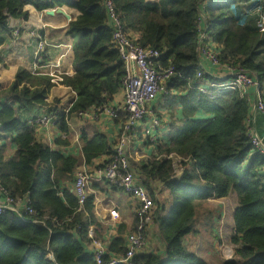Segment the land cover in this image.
<instances>
[{"label": "trees", "instance_id": "16d2710c", "mask_svg": "<svg viewBox=\"0 0 264 264\" xmlns=\"http://www.w3.org/2000/svg\"><path fill=\"white\" fill-rule=\"evenodd\" d=\"M105 1L0 0V52L12 36L11 20L29 18L26 7L41 12L68 7L79 12L66 32L74 41L75 73L62 82L77 97L69 113H61V132L68 133L67 119L72 115L112 102L122 86L124 66L112 41L114 26ZM111 1L125 30L139 33L140 45L162 51V63L173 64L184 77L169 84L181 92L183 117L177 120L172 115L167 139L156 145L157 156L138 167L153 197L162 193L157 184L169 194L164 203L156 201L153 221L164 251L138 254L130 264H208L188 249L185 239L194 232L198 205L232 195L238 200L231 238L234 258L221 264H264V156L253 148L247 133L250 105L237 92L210 99L188 88L199 82L197 19L205 14L206 30L221 46V63L247 70L264 95V32L257 26L262 14L258 0ZM54 86L49 77L23 68L9 88L0 85V139L17 146L10 158L8 144L0 147V185L14 197L28 196L35 210L29 221L10 212L0 215V264H96L88 238L91 227L101 236L95 195L81 206L72 190L81 159L37 141L30 122L38 114L30 122L21 115L49 107L47 98ZM175 105L168 103L171 109ZM200 110L209 118H194ZM82 141L86 164L113 151L107 135L99 131L82 133ZM56 144L65 147L68 142L59 139ZM172 154L182 158L185 170L179 177L169 158ZM124 232L119 230L108 244L103 264L125 254Z\"/></svg>", "mask_w": 264, "mask_h": 264}, {"label": "built area", "instance_id": "2783aa9c", "mask_svg": "<svg viewBox=\"0 0 264 264\" xmlns=\"http://www.w3.org/2000/svg\"><path fill=\"white\" fill-rule=\"evenodd\" d=\"M258 3V12H262V14L257 26L264 32V0H258ZM105 6L114 26L112 41L124 66L121 86L124 93L123 101L105 103L102 106L78 112L75 116L81 121L94 123L104 117L112 121H119L121 133L106 162L93 168L84 165L77 169L73 190L78 196L81 206L88 199L92 185L98 182L116 187L136 200L137 207L134 212L136 227L125 236L126 252L124 255L113 257L109 263L130 264L132 259L141 254L148 246L149 231L153 225L156 209L154 197L143 184V176L132 164L130 146L133 143L137 126L141 123H144L143 138L150 144L159 142L155 132L161 129L162 119L151 110V105L159 98L168 97L173 92V89L169 88V84L174 78L183 79L184 77L173 64L164 65L162 63V51L153 47H144L129 35L119 17L116 16L111 0H106ZM56 9L50 10L55 12ZM197 20L199 65H201L200 60L207 59L213 66H221L220 52L216 51L215 41L206 30V15L200 14ZM19 34V28L14 30V37H19ZM32 34L37 37L38 43L31 73L47 76L55 85L62 84L65 76L61 70L62 60L66 58L67 51L72 50V45H62L66 49L65 53L61 54L57 60L46 63L44 54L50 43L36 33L32 32ZM229 68L231 70L229 80L210 81L207 84H189L188 88L197 90L210 99H217L228 92H237L240 98L247 100L250 105V113L246 120L247 133L253 148L264 156V141L252 128V119L255 114L260 113L264 116V95L260 91L259 82L242 67ZM205 76L206 73L199 69L196 79L202 81ZM252 89L255 90V99L250 94ZM73 93L76 95L74 91ZM73 103L67 109L54 108L51 111L43 112L37 115L30 124L46 129L58 128L61 113L68 114ZM149 115L152 117L146 122ZM67 123L69 124L68 119ZM2 130L3 126L0 122V135ZM60 136L62 139L68 138L65 132H62ZM169 158L173 159L175 174L176 177H179L185 170L180 164L182 158L173 154ZM8 212L16 214L23 221H29V217L35 214L28 196L14 197L0 185V215ZM109 218L115 222L120 219V216L115 209L111 208L109 209ZM88 238H90L89 248L94 254L96 264H103L108 244L96 237L94 227L88 230ZM226 258L232 259V254H227Z\"/></svg>", "mask_w": 264, "mask_h": 264}, {"label": "crops", "instance_id": "0c3cea01", "mask_svg": "<svg viewBox=\"0 0 264 264\" xmlns=\"http://www.w3.org/2000/svg\"><path fill=\"white\" fill-rule=\"evenodd\" d=\"M45 1L47 2L49 0ZM147 1L155 2L157 0ZM58 9L60 8H57L56 11ZM61 9H63L70 18L58 12L54 15H49L47 11H50V9L41 12L33 6H28L26 7V10L30 12L28 19L11 20L10 28L12 30V36L7 37V40L1 47L0 52V85L2 89H7L13 84L16 74L20 68L32 72L35 50L38 43L37 37L33 35L32 32L36 33V35H39L43 39L47 40L48 43H50V46L46 49L44 54V62L46 63L57 60L61 54L65 53L66 49L62 45H72V50L67 51L66 58L62 60L61 70L65 73V76L74 75V41L73 38L68 36L66 32L70 22L77 18L79 12L68 7H62ZM17 28H19L20 34L19 37H14L13 32ZM129 35L135 41L139 40L141 37L139 33L130 32ZM215 49L218 52L221 51V46L217 42H215ZM200 61V69L206 73V76L205 79L199 81L198 84H207L210 81L229 80L231 75L229 66L225 64H222L221 66H213L207 59H202ZM180 94V91L173 90V92L168 97L159 98L151 105V110L157 116H159L160 119H162L161 129L155 132L159 142L166 140L169 135L170 125L172 123V115H174L177 120L183 117L182 107L179 105L180 103L178 99ZM250 94L251 97L255 99L254 89L250 90ZM123 97L124 93L120 88L114 95L112 101L115 103L122 102ZM58 99L61 102L60 106H64V108L60 109H67L75 101L76 95L73 93L70 87L59 84L55 85L48 95L47 101L50 103L49 107H51L54 101H59ZM169 101L176 102L177 105L171 109L168 107ZM151 117L152 115H149L146 122H148ZM30 118L31 116L26 121L30 122ZM194 118L207 119L209 116L200 110L195 114ZM68 126L69 131L67 133V139L61 138L60 135L62 132L60 131L59 127L46 129L35 126L36 139L39 142L49 145L52 149H59L66 156H75L80 158L81 163L77 169H80L84 165L93 168L96 165L106 162L109 158L108 155H102L101 157L95 159L91 164H86L82 153V133L88 132L90 135H92L94 131H99L106 134L111 144V148L115 146L121 133V123L119 121H112L106 117L102 118L99 122L94 123L90 121H81L75 115H72L69 119ZM143 126L144 123H141L137 126L133 143L130 146L132 164L136 169H138L141 163L149 159H154L158 154L156 149L158 142L156 144H150L146 139L143 138ZM252 128L264 141V116L262 114H255L252 119ZM59 139L66 140L68 145L65 147H59L56 144V141ZM5 144H8L7 157L10 158L17 150V146L13 143L0 139V147ZM157 187L159 188V191H162L166 194L168 193L166 190H164V187L161 184H157ZM90 194L95 195V213L102 228L100 230L101 236H96L98 239L109 244L112 240L119 236V230H125L123 237H125L129 232L133 231L134 226H136L134 212L137 207V202L132 196L104 182L94 183L91 187ZM208 202L217 203L221 207V210L223 207H226L227 203L233 204L232 226L234 231V213L238 206L236 195L221 199H210ZM111 208L115 209L119 213L120 219L118 221L114 222L110 220L109 209ZM221 210L219 211L220 215H222ZM154 233V238L158 240L159 246H156L154 242L152 243L150 236L148 246L142 253H161L164 251V244L160 241L155 231ZM201 258H203V260H205L208 264H213L210 260L205 259L204 257ZM232 258H234V256ZM227 260L233 259L227 258Z\"/></svg>", "mask_w": 264, "mask_h": 264}, {"label": "rangeland", "instance_id": "374dc122", "mask_svg": "<svg viewBox=\"0 0 264 264\" xmlns=\"http://www.w3.org/2000/svg\"><path fill=\"white\" fill-rule=\"evenodd\" d=\"M60 103V100L57 102L54 101L51 105V109L64 108V106H60ZM49 109L50 108H44L43 111L38 113L40 109L35 108L33 109L34 111L31 109L22 112L21 115L23 120L26 121L30 116L31 118L29 120H31L36 114L39 115L43 112L49 111ZM167 199L168 193L166 194L163 192L154 197L155 204L156 201H158L159 204H162ZM233 207V204L227 203L226 207H223L221 210V207L217 203L210 202L197 206L196 216L192 222V229L194 232L186 237L185 243L188 249L196 253L200 259L203 260L201 257H204L205 259L210 260L213 264H221L223 261L227 260V254H232V257L234 256L233 252L235 247L231 243V238L234 234L232 226ZM220 210L222 215H220ZM154 231L155 228L152 225L149 231V237L151 236L152 243L154 242L156 246H159L158 240L154 238Z\"/></svg>", "mask_w": 264, "mask_h": 264}, {"label": "water", "instance_id": "95a60500", "mask_svg": "<svg viewBox=\"0 0 264 264\" xmlns=\"http://www.w3.org/2000/svg\"><path fill=\"white\" fill-rule=\"evenodd\" d=\"M60 13V14H64V15H66L68 18H69V15H67L66 14V12L63 10V9H58L56 12H54V11H52V10H50V11H47V13L49 14V15H54L55 13Z\"/></svg>", "mask_w": 264, "mask_h": 264}]
</instances>
